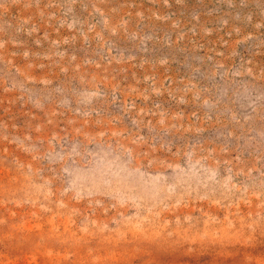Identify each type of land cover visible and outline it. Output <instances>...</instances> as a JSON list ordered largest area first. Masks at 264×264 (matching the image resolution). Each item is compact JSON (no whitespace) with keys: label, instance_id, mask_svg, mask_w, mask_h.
I'll list each match as a JSON object with an SVG mask.
<instances>
[{"label":"rangeland","instance_id":"1","mask_svg":"<svg viewBox=\"0 0 264 264\" xmlns=\"http://www.w3.org/2000/svg\"><path fill=\"white\" fill-rule=\"evenodd\" d=\"M0 264H264V0H0Z\"/></svg>","mask_w":264,"mask_h":264}]
</instances>
